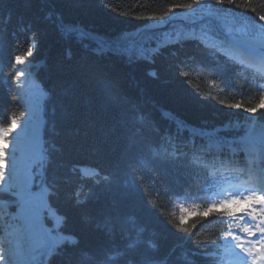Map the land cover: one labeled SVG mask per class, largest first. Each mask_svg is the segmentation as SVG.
I'll list each match as a JSON object with an SVG mask.
<instances>
[{
  "label": "trees",
  "instance_id": "1",
  "mask_svg": "<svg viewBox=\"0 0 264 264\" xmlns=\"http://www.w3.org/2000/svg\"><path fill=\"white\" fill-rule=\"evenodd\" d=\"M199 13L264 26V0H0V124L17 118L0 168V264L39 260L25 218L28 233L48 234L39 248L60 244L43 264H209L220 212L185 223L168 195L184 168L160 157L169 183L154 188L139 170L169 148L171 117L195 136L264 139V109L247 111L264 92L230 79L184 30L172 43L153 27Z\"/></svg>",
  "mask_w": 264,
  "mask_h": 264
},
{
  "label": "snow or ice",
  "instance_id": "2",
  "mask_svg": "<svg viewBox=\"0 0 264 264\" xmlns=\"http://www.w3.org/2000/svg\"><path fill=\"white\" fill-rule=\"evenodd\" d=\"M232 107H241V105L236 104L232 105ZM261 109H264V98L250 108H247V111L255 113ZM16 127V117L11 119L8 126L0 127V161H3V163L0 164V168H7L6 154L9 147V137ZM0 178L3 177L0 176ZM261 206H264V195L252 193L245 196L243 199L233 198L231 200L221 201L219 205H212L203 211H199L198 209H182L183 215L181 219L186 223L193 215L206 216L212 212H222L223 215L229 217H238L246 214L252 220H258L259 223L255 225V230L253 227L245 225L242 231L253 237L259 234L260 239L247 248H243L242 245L238 246L246 250L252 257V264H261V262H264V207Z\"/></svg>",
  "mask_w": 264,
  "mask_h": 264
},
{
  "label": "bare ground",
  "instance_id": "3",
  "mask_svg": "<svg viewBox=\"0 0 264 264\" xmlns=\"http://www.w3.org/2000/svg\"><path fill=\"white\" fill-rule=\"evenodd\" d=\"M193 27H195V26H193V25H186L185 27H181V26H178V25H173L172 27H170L169 29H168V31H170V33H169V39L171 40L170 42H172V43H174V41H177V39H174V37L173 36H175L174 34H176V35H178V36H182L183 34H178L180 31L179 30H189L190 32H194L193 31ZM177 29V30H176ZM198 33V32H197ZM263 35H264V33H258V35H257V37H261V40L260 39H256V40H252V41H250V40H246V41H238V43L240 44V43H242L243 44V46L245 47V50L246 51H250V52H252L253 50H256V48H262V50L260 51V52H264V38L262 39V37H263ZM159 43L160 42H158L157 43V45H159ZM238 43H236V44H238ZM202 46H204V47H206V46H208V41L207 40H205V39H203L202 41H201V43H200ZM178 45H180L181 47H187L188 45L186 44V43H183V42H180ZM192 46H194L195 47V45L193 44ZM92 46H90L89 45V48H91ZM176 47V46H175ZM178 47V46H177ZM193 47V48H194ZM192 48V47H191ZM97 53H99V52H97ZM163 53V55H165L166 56V54H165V52H162ZM189 54H190V52H188ZM254 56H258L259 57V60L261 61V63H263L264 64V56L262 55V56H259V54L258 53H255V55ZM179 127V126H178ZM200 138V137H199ZM236 163H238V161L236 160L235 161ZM189 163V162H188ZM89 174H90V176L91 177H93V173L92 172H89ZM78 175H81V174H78ZM81 177V176H80ZM80 186V185H79ZM26 220H28L27 218H25ZM22 222L24 221V220H21ZM37 222L36 223V225L35 226H37V225H39V224H41V222L40 221H36V220H34V219H30V225L29 226H31V223H33V222ZM24 225V227L25 228H23V231H25V232H27V234H29L28 232L29 231H27V230H30L29 228H27L28 227V225L26 224V222H24L23 223ZM37 236L38 237H40L41 235L40 234H37ZM27 241L25 242V243H27L28 242V238L26 237L25 238ZM9 243H11V242H9ZM25 245H27V244H25ZM30 245L32 246L33 245V242H30ZM45 257H43V259H44ZM43 259L40 261V264H42V261H43Z\"/></svg>",
  "mask_w": 264,
  "mask_h": 264
},
{
  "label": "rangeland",
  "instance_id": "4",
  "mask_svg": "<svg viewBox=\"0 0 264 264\" xmlns=\"http://www.w3.org/2000/svg\"><path fill=\"white\" fill-rule=\"evenodd\" d=\"M178 16H180L179 17V19H182V17L183 16H185V15H187V13H180V14H177ZM204 21V19L202 18V16H199L194 22L196 23V24H199V23H201V22H203ZM170 23H171V25H172V22H171V20L170 19H166V20H162V21H159V22H156V23H153L154 25H153V27H162V26H168V25H170ZM170 25V26H171ZM225 28H227L226 29V32L227 33H229V35L230 36H232V29H231V27L230 26H225ZM238 38V40H253V38H244V37H240V36H237ZM257 38V37H256ZM262 38H264V36L262 37ZM255 114V113H254ZM253 114V115H254ZM12 136V135H11ZM19 137H21V135H18ZM25 137H30V135H25ZM11 139H9V147H8V149H7V154H6V160H7V162L9 161V159L11 158V156H9V153L13 150V142L11 143Z\"/></svg>",
  "mask_w": 264,
  "mask_h": 264
}]
</instances>
